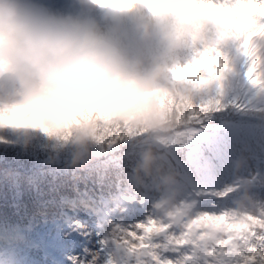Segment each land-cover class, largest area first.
Masks as SVG:
<instances>
[{"label":"clouds","instance_id":"obj_1","mask_svg":"<svg viewBox=\"0 0 264 264\" xmlns=\"http://www.w3.org/2000/svg\"><path fill=\"white\" fill-rule=\"evenodd\" d=\"M74 3L82 14H58L33 0H0V133L25 140L42 134L57 148L71 147L73 164H87L93 146L114 127L161 140L197 106L218 103L237 55L250 61L247 75L264 87V0ZM135 172L161 191L153 204L159 220L185 222L202 247L238 237L247 225L264 231V201L251 194V180L235 208L193 217L177 200L179 174L159 161L151 143Z\"/></svg>","mask_w":264,"mask_h":264},{"label":"trees","instance_id":"obj_2","mask_svg":"<svg viewBox=\"0 0 264 264\" xmlns=\"http://www.w3.org/2000/svg\"><path fill=\"white\" fill-rule=\"evenodd\" d=\"M43 138V143L45 145V141L47 139L46 136L40 134ZM156 139L152 137L149 142H155ZM37 142V140L35 141ZM18 148V147H17ZM48 149L44 146L40 148V151H46L45 153L39 152L38 146L31 143L26 149L21 151V149H11L6 146V144L0 145V152L6 154V157L0 162V202L5 204L6 198L3 196L4 191L8 189V195H15L17 198L20 197L22 193L25 191H30L28 194H31L33 189L40 180H47L49 178H53L55 170L53 168H57L59 173H63L68 171L69 181L66 187L68 189H72L70 174L73 172V169L82 164V168L84 167V162L81 161L80 164H73L72 160L74 158L59 161V162H49L46 161L44 164H41V158L48 155ZM61 150V148H60ZM37 155V157H36ZM90 155V154H89ZM92 159H88L90 161ZM37 182V183H36ZM56 179H54L47 187V190L56 189L57 184ZM30 185V186H28ZM5 187V188H3ZM66 188V190H68ZM4 208H0V211Z\"/></svg>","mask_w":264,"mask_h":264},{"label":"snow or ice","instance_id":"obj_3","mask_svg":"<svg viewBox=\"0 0 264 264\" xmlns=\"http://www.w3.org/2000/svg\"><path fill=\"white\" fill-rule=\"evenodd\" d=\"M204 111V105L197 106L194 110L189 112L186 116L187 123H181L177 126V128L174 130L172 135L175 136H180L184 131L187 130V125L191 124L194 121H197L200 119L202 113ZM129 129H126L124 127H114L112 128L107 134L106 137L104 138L102 144L107 145L111 147L113 144H115L119 139L124 138L126 133L128 132ZM139 134H143L142 130L138 129ZM199 215H202L199 214ZM262 221H264V217L260 218ZM150 223L152 221L150 220ZM144 227V226H142ZM186 228H189V226L186 224ZM257 225L252 224V225H247L244 229V231H241L239 233L238 237L235 236H229L225 235L220 241H218V244L221 246H224L227 248H230L231 250L235 251L239 245L235 243V240L237 238L243 239V241L248 244L249 241L253 238L258 239L261 242V247H257L255 244H249V253H254V255H248L245 257V264H249V261L251 260H259V264H264V231H258L257 230ZM190 229V228H189ZM246 232V234H245ZM239 255L245 256L244 252H239Z\"/></svg>","mask_w":264,"mask_h":264},{"label":"rangeland","instance_id":"obj_4","mask_svg":"<svg viewBox=\"0 0 264 264\" xmlns=\"http://www.w3.org/2000/svg\"><path fill=\"white\" fill-rule=\"evenodd\" d=\"M95 16H96L97 21L100 23V25L103 28H105L104 22L100 19V13L96 12ZM190 135L193 138H195V135H192V134H190ZM36 140H37V142H35ZM31 143H33V144L38 146L39 152H43V153L46 152V151H40V148L42 146H44L46 148H49L48 151H47L48 155H46L43 158H41V160H40L41 164H44L46 161H49V162L52 163L54 161L59 162V161H65V160L74 158V150L71 147H60L61 148V150H60V148H57L56 146H54V142L49 141L48 138L46 139L45 145H44L43 138H42V136H40V134L34 135L33 138L30 139V140H25L19 134H15V133H13L11 131L0 133V145L6 144V146L8 148H11V149H18V150L21 149V151H23ZM99 147L100 146H98V147L95 146V145L93 146L92 152L90 153V157H92L93 160L99 154ZM108 148L109 147H107V149ZM5 157H6V154L1 151L0 152V162ZM36 157H37V155H36ZM99 158H96V159H99ZM84 170H87L88 173H89V176L92 177V174L94 173V171L92 170V167H91V169H89V167L86 166V168ZM64 174H67V173H64ZM60 183L62 185H66L64 180L61 181ZM93 222H94V224L101 226V222L102 221L100 220V216L97 213L93 214ZM88 227H89V229H92L91 223H88ZM100 230H101V228H98V231H100ZM96 233H97V231L93 232V235H95Z\"/></svg>","mask_w":264,"mask_h":264}]
</instances>
